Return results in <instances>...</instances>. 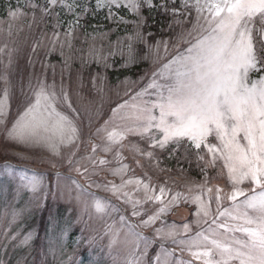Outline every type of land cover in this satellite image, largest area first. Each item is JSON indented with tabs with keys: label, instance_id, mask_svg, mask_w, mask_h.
<instances>
[{
	"label": "rangeland",
	"instance_id": "374dc122",
	"mask_svg": "<svg viewBox=\"0 0 264 264\" xmlns=\"http://www.w3.org/2000/svg\"><path fill=\"white\" fill-rule=\"evenodd\" d=\"M192 2L189 0V6ZM80 3L85 6V12L79 7L70 12L59 2L48 4L47 0H0V100L3 101L0 108V264H126L141 257L145 251L144 241H140L137 250L135 238L129 235L127 218L130 214L133 216L132 205L124 202V195L118 198L109 183L121 185L122 179L132 183H125L120 193H127V199L140 202L137 205L140 215L133 216L139 230L145 229L143 236L155 241L148 244L147 255L142 257L141 264H155L154 257L161 243L173 251L174 256L170 259L204 264L203 259L192 255L202 249H189L187 243L174 244L171 238L161 240L160 235L174 230L179 239L188 241L197 231L207 228L204 221H211L218 208L223 211L232 207L233 202L227 199L232 186L224 160L218 157L215 166L221 164L225 174L210 166L205 176L201 168L205 161L212 160V156L204 149L200 152L204 160L198 161L197 150L192 149L190 152L196 161L187 163L194 166L188 168L196 173L198 170L201 181L175 184L182 188L178 190L171 183H153L154 179L146 174L160 170L157 158L141 156L131 145L134 144L132 141L139 140L146 144L139 148L151 151L152 141L146 136L128 134L122 147L113 145L111 151L104 150L108 132L116 130L119 133L133 123L123 118L131 112L130 106L155 99L149 88L152 73L168 62L177 47L187 46L179 37L192 27L187 21L195 20V9L189 15L181 7V0H176L175 5L172 0H152L157 7L167 3V12L161 7L159 10L172 16L168 25L160 30L163 36L155 37L153 35L157 33L148 32L146 27L147 10L152 8L146 3L140 8L139 16L127 8V0L111 5V14L107 4L97 7L96 0H80ZM32 5L37 6L33 8ZM173 6L177 9L176 16L171 11ZM45 8L48 11H44ZM77 16L78 25L73 23ZM120 18L125 22H120ZM141 18L144 23L137 28L136 23ZM100 21L103 27H94L100 26L94 25ZM169 24L176 26L175 32L170 31ZM137 32L142 34V39L137 38ZM123 70H130V73L122 75ZM110 73H113L112 77ZM41 84L51 95L48 101L51 108L48 111L40 109L44 117L50 124L65 118L68 125L76 129L71 142L59 144L56 152L44 142L7 139L6 127L10 129L13 123L29 119L26 109L35 103ZM142 89H147L151 95L142 94L137 98ZM125 102L126 107H118ZM155 114L158 115V110ZM44 135L51 136L52 133ZM53 139L58 140L57 137ZM209 139L219 144L218 140ZM165 150L171 160L187 158L185 147L178 148L175 153H171V149ZM100 159L106 163L101 164ZM69 160L73 162L69 164ZM6 164L16 170L12 176L5 175ZM122 165L126 167L114 174V170L121 169ZM20 171L42 175V189L33 193L22 187ZM165 171L163 168L160 174ZM220 177H225L226 181L211 182ZM144 185H149L148 191ZM217 187L222 190L219 202L214 198ZM241 187L251 189L252 185L245 182ZM160 188L164 189L163 193ZM208 188L213 189L212 193L207 191ZM177 193L180 196L171 210L161 213L160 218L149 226L141 223L160 207L168 205ZM210 196L213 199L209 216L198 217L196 197L209 203ZM148 197L160 199L149 201ZM97 198L110 202L119 211L109 207L105 212H97L93 205ZM122 216L126 217L123 221ZM163 216L167 218L164 220ZM45 217L46 226L40 225ZM220 219L233 223L227 217ZM184 224L190 225V232L184 231ZM157 229H162V233L158 234ZM231 235L225 233L217 238L227 239ZM235 235L242 237L243 234ZM26 236L30 239L24 244ZM114 238L115 243H111Z\"/></svg>",
	"mask_w": 264,
	"mask_h": 264
},
{
	"label": "snow or ice",
	"instance_id": "6c2138e0",
	"mask_svg": "<svg viewBox=\"0 0 264 264\" xmlns=\"http://www.w3.org/2000/svg\"><path fill=\"white\" fill-rule=\"evenodd\" d=\"M58 2L70 12L77 7L81 12L86 11L80 0H71V3H66V0H47L48 4ZM118 2L119 0H96L97 7L102 3L107 4L110 14L111 5ZM175 2L176 0H172L173 5ZM144 3L149 7H157L152 4V0H127L126 6L139 16ZM36 6L32 5L33 8ZM158 7L166 12L169 10L167 3ZM181 7L189 15L193 8L196 12L195 20L187 21L192 23V27L179 37L187 46L177 47L168 62L152 73L149 88L155 99L131 105V112L123 118L133 123L119 133L116 130L108 132V144L104 150L111 151L113 145L122 147L128 134L141 138L146 136L152 141L151 147L171 149V153H175L180 147H185L186 152L195 149L198 161L204 160L200 152L207 149L212 160L205 161L201 168V173L205 176L208 167H214L216 159L222 158L232 186L231 194L227 195V199L233 202L232 207L223 211L218 208L217 215L211 221H204L207 228L197 231L188 241L179 239L174 230L163 233L160 239L171 238L174 244L187 243L189 249H202L192 252V255L196 259H203L204 264H264V0H193L191 6L189 0H181ZM44 11L48 9L45 8ZM171 11L173 16L178 14L175 6ZM120 22L125 21L120 18ZM73 23L78 25L79 16ZM143 23L141 18L136 23L137 28ZM136 36L143 38L139 32ZM128 47L131 53V44ZM156 48L158 52L159 44ZM142 94L151 95L147 89H142L141 93H137V98ZM50 98L46 86L41 84L36 92L35 103L26 109L25 114L29 119L13 123L10 129L6 127L7 139L44 142L53 152L57 151L59 144L70 143L76 129L70 127L65 118H59L54 124H50L40 111L41 108L43 111L51 108L48 103ZM2 106L3 101L0 100V108ZM126 106L127 102L118 107ZM156 110L158 115L155 114ZM48 132L52 135H44ZM210 137L218 140L219 144L212 143ZM133 150L141 156L154 157L153 151L146 152L138 145H134ZM68 162L71 164L73 161ZM100 163L104 164L106 161L100 159ZM136 163L139 164V161ZM124 167L126 166L122 165L121 169L114 170V174H119ZM15 171L10 165L4 166L5 175L12 176ZM84 171L87 172V169ZM19 180L22 187L33 193L39 192L43 187L42 175L35 172L29 174L27 171H20ZM245 182L250 183L252 188L241 187ZM109 183L118 198L122 194L126 197L124 202L132 205L133 216L140 215L137 210L140 202L127 199V193H120V188L132 181L122 179L121 185ZM144 189L148 191L149 185H144ZM160 191L163 193L164 189L160 188ZM207 191L212 193L213 189L208 188ZM221 191L218 187L215 189L214 198L217 202L221 200ZM179 196L177 193L168 205L160 207L147 220H141V223L151 225L160 218L161 213L171 210ZM238 197H243V200H238ZM152 199L158 200L160 197H148L149 201ZM212 199L210 196L209 203H205L200 197H196L198 217L209 216ZM93 205L97 212H105L109 207L113 211H119L101 198L95 199ZM222 217H227L233 223L224 222L220 219ZM125 219L126 217H121L122 221ZM183 228L186 233L191 231L189 224H184ZM156 232L160 234L162 229H157ZM225 233L232 235L227 239L217 238ZM235 233L243 235L237 237ZM129 235L135 238L137 250L140 241H144L145 251L141 253V257L131 259L126 264H141L142 257L147 255L148 244L155 241H149L136 231L135 225L129 226ZM29 239L26 236L22 243L27 244ZM111 243H115V238ZM173 256V251L161 243L154 257L155 264H193L192 261L170 259Z\"/></svg>",
	"mask_w": 264,
	"mask_h": 264
},
{
	"label": "trees",
	"instance_id": "16d2710c",
	"mask_svg": "<svg viewBox=\"0 0 264 264\" xmlns=\"http://www.w3.org/2000/svg\"><path fill=\"white\" fill-rule=\"evenodd\" d=\"M147 19H148V25L146 27L149 28L148 32L151 31V32L157 33V35H153V34L152 35L155 36V37H161V36H163L162 34H164V33L160 34V30H163L168 25L169 21L172 19V16L161 12L159 10V7H155V8H150V9L147 10ZM170 30H171V32H175L176 31V26L175 25H171ZM129 71L130 70H125V71L123 70L121 72V74L122 75L123 74L126 75L127 73H130ZM110 74H111V77H112L113 73H110ZM184 153L187 156L186 159H184V160L182 159L181 161L174 160L173 162H170V163L172 164V166L178 165V163H180V164L182 163V164H184L185 168L177 166V167H179L178 170L183 168L184 171H186V169H189L188 167H190V168L194 167V166H190L187 163L194 162V161H196V159H195V156L192 155L190 151L184 152ZM179 154L181 155V157L183 156L182 152L179 153ZM189 170L195 175V178L199 177L198 176V174H199L198 170H196L198 174L196 172H194L193 170H191V169H189ZM45 223H46V220H43L40 224L46 226Z\"/></svg>",
	"mask_w": 264,
	"mask_h": 264
}]
</instances>
